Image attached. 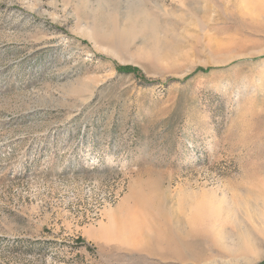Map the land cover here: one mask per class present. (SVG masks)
Segmentation results:
<instances>
[{
	"label": "rangeland",
	"instance_id": "374dc122",
	"mask_svg": "<svg viewBox=\"0 0 264 264\" xmlns=\"http://www.w3.org/2000/svg\"><path fill=\"white\" fill-rule=\"evenodd\" d=\"M0 264H264V0H0Z\"/></svg>",
	"mask_w": 264,
	"mask_h": 264
},
{
	"label": "trees",
	"instance_id": "16d2710c",
	"mask_svg": "<svg viewBox=\"0 0 264 264\" xmlns=\"http://www.w3.org/2000/svg\"><path fill=\"white\" fill-rule=\"evenodd\" d=\"M117 70L121 72H129V73L130 72L136 73L139 71V69L136 66H131V65H118ZM196 70H201V69H196ZM76 239L78 242L84 244V241L80 236H78Z\"/></svg>",
	"mask_w": 264,
	"mask_h": 264
}]
</instances>
